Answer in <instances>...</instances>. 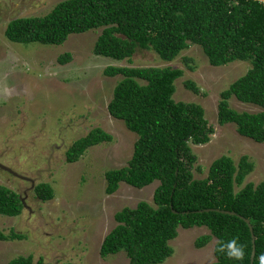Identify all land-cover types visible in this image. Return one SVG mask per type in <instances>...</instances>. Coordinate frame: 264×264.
Returning a JSON list of instances; mask_svg holds the SVG:
<instances>
[{
	"label": "trees",
	"instance_id": "16d2710c",
	"mask_svg": "<svg viewBox=\"0 0 264 264\" xmlns=\"http://www.w3.org/2000/svg\"><path fill=\"white\" fill-rule=\"evenodd\" d=\"M101 29L93 52L116 61L130 60L138 50H152L165 62H172L189 44L203 50L212 67L233 62L250 64L247 73L220 94L217 119L220 126L232 124L237 133L264 144V3L253 0H64L42 17L12 20L5 37L12 43L61 45L70 35ZM65 54L61 64L70 60ZM189 69H192L189 67ZM107 77L121 76L108 105L114 119L137 135L133 155L127 166L105 173L107 195L120 183L143 189L159 182L153 206L140 202L134 209L124 208L114 219L115 228L105 237L100 256L124 253L129 264H163L174 253L169 245L178 228L205 227L209 234L199 237L202 249L213 238V264H250L252 238L247 224L234 212L249 220L255 236L253 264L264 256V181L245 184L254 164L246 157L236 163L229 156L215 160L207 177L194 178L197 156L191 145L209 143L214 128L203 108L194 103L176 102L175 82L184 71L172 67H108ZM185 87L200 90L191 82ZM235 98L262 109L260 113L238 112L230 107ZM112 141V136L96 128L76 140L66 152V161L76 163L89 148ZM177 173V175H176ZM43 201L54 198L49 184L34 189ZM24 203L16 192L0 185V216L18 217ZM175 211L176 213H174ZM24 236L0 231V242L22 241ZM236 239L244 246L243 259L227 255L222 246ZM9 264H52L34 262L32 256L18 257Z\"/></svg>",
	"mask_w": 264,
	"mask_h": 264
},
{
	"label": "rangeland",
	"instance_id": "374dc122",
	"mask_svg": "<svg viewBox=\"0 0 264 264\" xmlns=\"http://www.w3.org/2000/svg\"><path fill=\"white\" fill-rule=\"evenodd\" d=\"M64 0H0V185L20 195V216H0V231L22 234V241L0 242V264L32 256L34 262L52 264H129L124 253L103 258L100 249L115 228V215L140 202L153 206L159 182L135 189L120 183L107 195L105 173L127 166L137 135L110 116L108 105L121 76L107 77L108 67H172L184 71L175 82L176 102L201 106L215 133L206 145H191L197 156L194 178L207 177L211 164L222 156L236 163L246 156L253 171L245 184L264 181V144L240 136L232 124L220 126L217 113L220 94L250 69L249 63L233 62L212 67L201 47L189 44L172 62L152 50H138L130 60L96 56L94 45L102 30L70 35L61 45L12 43L5 37L15 19L42 17ZM69 54L61 64L59 58ZM192 68V69H189ZM193 82L195 94L185 87ZM230 107L257 114L261 108L232 98ZM102 129L112 141L89 148L76 162L66 161L73 143L93 129ZM49 184L54 198L43 202L34 189ZM205 227L178 228L170 241L173 255L163 264H213L216 239L202 249L196 240L208 235Z\"/></svg>",
	"mask_w": 264,
	"mask_h": 264
},
{
	"label": "clouds",
	"instance_id": "9594fccd",
	"mask_svg": "<svg viewBox=\"0 0 264 264\" xmlns=\"http://www.w3.org/2000/svg\"><path fill=\"white\" fill-rule=\"evenodd\" d=\"M227 249V255L230 258H234L236 260L243 259L244 257V246L239 244L236 239H232L227 242V244L222 246V250ZM261 264H264V256L261 257Z\"/></svg>",
	"mask_w": 264,
	"mask_h": 264
},
{
	"label": "water",
	"instance_id": "95a60500",
	"mask_svg": "<svg viewBox=\"0 0 264 264\" xmlns=\"http://www.w3.org/2000/svg\"><path fill=\"white\" fill-rule=\"evenodd\" d=\"M253 1H259V2L264 3V0H253ZM176 175H177V173H176ZM211 211H213V212L214 211L215 212H219L221 214L230 215V216H237V217H239L240 219H242L247 224V226H248V228L250 230V233H251V238H252V253H251V257H250V264H253L254 263V258H255V236H254V233H253L252 225L250 224L249 220L238 216L234 212H228V211L204 210V211H199V213H202V212H211ZM173 212L176 213L175 211H173Z\"/></svg>",
	"mask_w": 264,
	"mask_h": 264
}]
</instances>
